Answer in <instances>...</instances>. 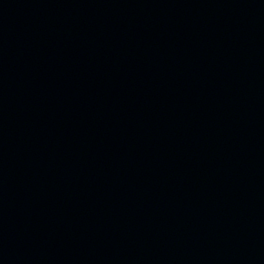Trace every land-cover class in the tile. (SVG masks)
Instances as JSON below:
<instances>
[{
	"label": "water",
	"instance_id": "obj_1",
	"mask_svg": "<svg viewBox=\"0 0 264 264\" xmlns=\"http://www.w3.org/2000/svg\"><path fill=\"white\" fill-rule=\"evenodd\" d=\"M0 264H264V0H0Z\"/></svg>",
	"mask_w": 264,
	"mask_h": 264
}]
</instances>
